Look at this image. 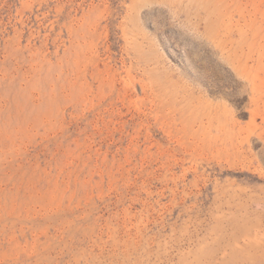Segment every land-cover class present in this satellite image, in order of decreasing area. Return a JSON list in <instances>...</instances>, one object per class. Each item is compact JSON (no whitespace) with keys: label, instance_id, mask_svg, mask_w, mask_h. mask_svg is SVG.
<instances>
[{"label":"rangeland","instance_id":"374dc122","mask_svg":"<svg viewBox=\"0 0 264 264\" xmlns=\"http://www.w3.org/2000/svg\"><path fill=\"white\" fill-rule=\"evenodd\" d=\"M0 264H264V0H0Z\"/></svg>","mask_w":264,"mask_h":264}]
</instances>
